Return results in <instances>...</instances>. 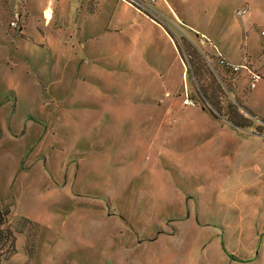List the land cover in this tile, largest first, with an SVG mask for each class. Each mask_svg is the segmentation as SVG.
Here are the masks:
<instances>
[{
    "label": "rangeland",
    "instance_id": "obj_1",
    "mask_svg": "<svg viewBox=\"0 0 264 264\" xmlns=\"http://www.w3.org/2000/svg\"><path fill=\"white\" fill-rule=\"evenodd\" d=\"M158 1L148 17L127 0H0V210L8 209L10 232L26 233L0 238V264H264V137L238 139L214 127L196 153L176 157L170 148L191 150L202 137L194 132L174 143L204 123L192 115L197 104L183 103L192 84L208 87L214 101L221 95V108L234 99L264 120V0H175L183 15ZM241 6L246 13L236 15ZM113 24L124 25L112 32ZM201 26L233 57L258 63L254 88L245 76L226 85L221 69L207 67ZM102 27L109 30L99 34ZM195 58L207 78L197 74ZM154 99L162 106L146 118L147 130L128 127L144 120L137 107ZM123 136L128 145L119 155ZM165 142L166 158L180 169L211 174L208 195L199 189L194 206L182 203L180 189L162 185L170 176L156 168L157 156L148 170L153 189L128 187L134 167L123 163L144 167L153 144ZM96 147L115 153L117 167L97 157ZM185 177L194 186L202 180Z\"/></svg>",
    "mask_w": 264,
    "mask_h": 264
},
{
    "label": "crops",
    "instance_id": "obj_2",
    "mask_svg": "<svg viewBox=\"0 0 264 264\" xmlns=\"http://www.w3.org/2000/svg\"><path fill=\"white\" fill-rule=\"evenodd\" d=\"M159 1H162V0H159ZM169 2L179 11V13L181 15L184 14L182 12L181 8H179V6L175 4V0H169ZM164 3L168 7L172 8V6L170 5V3H168L167 1H164ZM238 8H245V7L241 6V7H238ZM35 11H37V10L35 9ZM123 25L124 24H113L112 27H111V31L112 32H115L113 30L115 27H123ZM262 26H264V25H262ZM259 27H261V26H259ZM259 27H258V30H259ZM201 28H202L201 31L203 32L201 35L204 36V37H207L210 40V43L209 42H206V43L202 44L200 38L198 39V42L201 45H203L202 47L204 48L205 51H207V52L210 51L212 53V55L214 56V58H215L216 54L219 52L222 56H224L225 58H227L230 62H233V63H243V62L244 63H247V64H249L252 67V69H254L258 73V67H259V65H258L257 62H255L254 60H247V59L241 58L240 57L241 56V53H240V55H239L238 58L233 57L230 53L226 52L227 51V48H225V45H220V44L217 43V39L215 38L214 35H211L213 33H209L207 26H201ZM108 30H109V27L108 28L102 27L101 28V31L102 32H100L99 34H102L103 32L108 31ZM195 31H197V30H195ZM109 35H110V33H109ZM259 69H260V67H259ZM244 76L246 77V75L244 73L243 74H240L239 78L237 79V83L240 81V79H241V82L242 81L243 82L246 81V79H244ZM165 93H168V92H165ZM165 93H164V95H165ZM167 96H169V94L168 95H165L164 97H167ZM154 101H156V104L150 102V103L145 104V106H144V104L139 105L137 107L138 114H141L143 112V110L146 111V115L143 116L144 117V120L134 119V122L131 121V123L128 125V127L131 124L139 123V124L143 125V127H144L143 133H144L145 130H147L148 125L150 124L146 120V118H148V116L151 115V114L153 116H155V118H156V114L159 113V111L161 110V106L162 105L160 103H157V99H154ZM171 107H172L171 104H169L166 107V110L171 109ZM180 111H182V110L181 109H178V112H180ZM191 112H192V115L195 116V118L196 117H203L204 123L202 124V126H199V128H196V130L194 129L195 131L187 132V134H185L181 138L174 140V143L175 142H180V141L186 139L187 138V135H189L191 133H194V132H201L202 133V137H199V138H197L196 140L193 141L194 146H193V148L191 150L190 149H187V148H183V147H174V146L170 147L171 150H172V152L174 153V156H176V157L184 156V155H186L188 153H196L197 148L200 147L201 145H203L206 141H209L210 140V137L213 136L212 130L214 131V127L226 128L229 131H231V133L234 136H236L238 139L242 137V135L237 134L235 131H233V129L229 128L226 125H223V124L219 123V121H217L216 119H214L213 117H211L209 114H207L204 109H199V110L198 109H193ZM164 125H166V124H164ZM209 125L211 127H209ZM134 130H135L136 135L138 136V138H140L144 142H149V139L142 138V134H140L141 133L140 130H136V129H134ZM122 138H123V141H120L119 142L118 151L116 152L119 155L125 154L126 151L124 150V148L126 147V144L128 145V141H127L126 136L125 137L123 136ZM247 138H251V137H247ZM169 143L165 142L163 144V146H162V149H161V145L159 147V144L158 143L153 144V146L149 150V155L144 160V167L141 166V164H138V168H137L136 163L134 161L124 162L123 163L124 165H130V166H133L134 167V174H132V177H131V179L129 181V186L128 187L130 189H132V187H133V189H135V190L137 189V191H141V190H143V191L152 190L153 189V185L151 184L152 182H148V179H150V173H149L148 170H149L150 165L152 164V161H155L156 160L157 161V163H156L157 165L155 164L156 168L159 167L161 171H163V170L166 169L167 172H163V174L164 173H168L169 176H170V180H169L170 182L167 179L164 180V181L162 180V182H161L162 185L165 188H167L170 185L171 188H175L176 190L177 189H180V191L183 192V198H182L183 201H182V203L185 205L186 202H187V206L188 207L194 206V204H195L194 202L197 200L196 198L199 197V195L197 194L200 191L199 189H201L202 191L205 192V193H203L204 194V197L206 195H208L207 190L205 188H203V187L207 184V182L209 180L212 179L211 176H210L211 174L210 175L208 174V176L205 179V176L202 175L201 172L198 173L200 170L203 171L202 166L196 167L195 169H193V171H192V168H189V169H180V167H179L180 166V163H179V165L177 164V161L175 160L176 158L175 159H173V158L167 159L166 158L167 157L166 148L169 147ZM231 144L232 143H229V142H226L224 144L225 146L226 145L228 146L225 149L228 152L223 150L224 151L223 152V155L224 156H227L230 153L229 148L231 147ZM222 147H224V146H222ZM97 148L98 147L95 148V151L98 153L97 154V157L99 156V154H105L106 155L105 156V162H108L110 164H111V162L113 164L115 163L116 164V167H117V165L119 164V161H117V160L114 161V158L116 156L115 153H110V151H107L108 152L107 153V152H104L103 150H98ZM153 156H157L155 160L153 159ZM207 158H210V157L208 156ZM81 160H82L81 157L79 158V162L77 160V166H78V168L82 164L81 163ZM97 163H99V162L97 161ZM84 166L86 167V165H84ZM203 166H205V167L208 168V166H207L206 163ZM140 167H142V168H140ZM208 170H209V168H208ZM142 171H143V175L140 174ZM184 172L186 173V175H192L193 173L198 174L200 177L202 176V180H205L206 183H204V181L200 180V183L199 184H200L201 187L199 186V184L196 185V186H194V184L192 183V181L189 180V177H185L186 175L184 174ZM208 173H210V172H208ZM49 178H50V176H49ZM46 179H47V177H46ZM68 179H69L68 174H66V176L64 174V180H65L64 181V185L67 183ZM135 179H138V182L137 183H136V180ZM131 181H135V183L134 184H131ZM48 185H51L50 182H47L46 186H48ZM131 185H132V187H131ZM136 185H137V187H136ZM126 187H127V184H126ZM206 187H208V186L206 185ZM46 192H47V189H46ZM200 197H202V196H200ZM144 199L151 200V199H154V198H152V197H147L146 198V196H145ZM165 201L166 200H164V202ZM145 204H147V201L146 202L144 201L141 205H144L145 206ZM14 212L19 217H22V219L25 218L27 221L36 222V221H32L29 217H26V216H24V215H22L20 213H17L16 210H15V208H14ZM189 214L191 215L190 212H189ZM19 235L22 236V239L26 238V233L19 232ZM16 254H19V251ZM23 255H24V253H23Z\"/></svg>",
    "mask_w": 264,
    "mask_h": 264
},
{
    "label": "trees",
    "instance_id": "obj_3",
    "mask_svg": "<svg viewBox=\"0 0 264 264\" xmlns=\"http://www.w3.org/2000/svg\"><path fill=\"white\" fill-rule=\"evenodd\" d=\"M18 1L21 2V0H18ZM18 14L21 15V12L19 11ZM18 25L19 24L17 21V26ZM206 53H205V55H207L208 57H212V55L209 52L206 51ZM24 57H26V56L24 55ZM201 58H202V60H205L204 56ZM192 63L194 64V68L197 71V74L201 77L207 78L208 74L205 72L203 67L199 64L198 59L195 58V60H192ZM204 63L207 65L206 60ZM207 67H208V65H207ZM218 71H219V69H218ZM221 72H223L224 75H226L225 78L228 79V80L225 79L226 85H228V82H230V80L234 81V79L236 80L239 78L238 74H236L234 72H230L229 69L227 70V69L222 68ZM186 73H188L189 76L191 77L187 66H186ZM192 77L195 78L194 74L192 75ZM194 82H195V79H194ZM192 86H194V90H192V89L190 90L189 88H186L189 92V95H191V98H194L197 101L196 104L199 106V108L204 109L211 117H213L214 119H216L219 122H222L221 124L226 125L229 128L233 129V131H235L239 135H243V136H247V137H253V136L264 137V126L262 125V123H264V120H260L261 121V123H260V121H258L257 118L255 117V115L253 114V112L251 110H249L242 102H238V101L232 99L228 102L226 107L224 106L225 107V109H224V108H221V105L218 104V102H217V101H221V97H222L221 95L220 96L218 95L214 101L213 97L210 96V93L207 92L208 87L203 86V85L199 86L196 84L195 85L192 84ZM212 87H214V86L212 85ZM211 108L213 110H215V112L218 115H216L214 111H213L214 112L213 113L211 111ZM239 108H242L245 111H247L248 116H244L240 112ZM135 180L137 183L138 179H135ZM131 187H132V185H131ZM136 187H137V185H136ZM131 190H133L132 192H137V189L135 190V189H133V187ZM185 205H187V202ZM6 210H8V209H6ZM6 210L5 211L0 210V238H2V237L6 238L9 236L10 239L12 240V237L14 235L12 233L15 232V233L19 234V232L18 231L10 232L7 229V227L5 226V224H4L5 218L8 216V212ZM27 222L31 225H35V223H36V222H30V221H27ZM21 249H19L17 251H21ZM22 252H24L23 249H22Z\"/></svg>",
    "mask_w": 264,
    "mask_h": 264
},
{
    "label": "built area",
    "instance_id": "obj_4",
    "mask_svg": "<svg viewBox=\"0 0 264 264\" xmlns=\"http://www.w3.org/2000/svg\"><path fill=\"white\" fill-rule=\"evenodd\" d=\"M127 1L129 3H131L136 9H138V11L144 13L146 16H148L147 14L152 15V16H156L157 11L153 7V2L155 0H127ZM245 12H246L245 8H237L235 10L236 15H242ZM17 21H18V15L15 14L14 18H12L9 21L10 26H12V27L16 26ZM259 36L262 39L263 45H264V26L259 30ZM201 42H202V44H204L206 42L210 43V40L204 36H201ZM203 56H204V59L206 60L207 65L214 72H216V68L217 69L224 68L227 70L229 69L230 72H234V73L238 74L239 76H240V74L244 73L248 79V88H253L255 86V82L259 78L258 73L254 69H252V67L247 63L230 62L227 58L222 56L219 52L216 54L215 59H213L212 57H208L205 54H203ZM165 95H168V93H165ZM183 103L187 106H190V107L196 106V103H197V101L194 98H191V95H189V92L186 88L184 89Z\"/></svg>",
    "mask_w": 264,
    "mask_h": 264
}]
</instances>
